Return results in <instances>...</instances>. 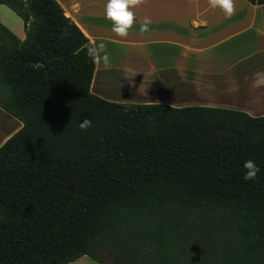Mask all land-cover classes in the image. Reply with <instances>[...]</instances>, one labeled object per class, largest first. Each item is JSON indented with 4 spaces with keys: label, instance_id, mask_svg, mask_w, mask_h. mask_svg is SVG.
I'll use <instances>...</instances> for the list:
<instances>
[{
    "label": "trees",
    "instance_id": "1",
    "mask_svg": "<svg viewBox=\"0 0 264 264\" xmlns=\"http://www.w3.org/2000/svg\"><path fill=\"white\" fill-rule=\"evenodd\" d=\"M0 5L25 32L0 24V264H264V116L101 99L56 0Z\"/></svg>",
    "mask_w": 264,
    "mask_h": 264
},
{
    "label": "crops",
    "instance_id": "2",
    "mask_svg": "<svg viewBox=\"0 0 264 264\" xmlns=\"http://www.w3.org/2000/svg\"><path fill=\"white\" fill-rule=\"evenodd\" d=\"M56 1L95 49L93 95L120 104L264 116V4L231 0L228 16L210 0H135L128 8L133 26L121 37L106 18L108 0ZM2 7L0 24L23 40L22 20L7 19ZM105 57L110 67L104 66ZM2 115L17 123V130L22 126L0 109Z\"/></svg>",
    "mask_w": 264,
    "mask_h": 264
},
{
    "label": "clouds",
    "instance_id": "3",
    "mask_svg": "<svg viewBox=\"0 0 264 264\" xmlns=\"http://www.w3.org/2000/svg\"><path fill=\"white\" fill-rule=\"evenodd\" d=\"M130 3H135V0H108L107 6L105 8L106 18L112 23V30L121 37L127 36L129 29L133 26V14L128 10ZM213 7H221L228 16L233 13V6L231 0H210ZM150 21L146 20L142 29H146ZM88 55L90 57H95V49L89 48ZM104 66L110 67V62L107 57L104 60ZM92 126V121L90 119H84L80 123L79 127L82 132H87V130ZM243 168V180L245 182L255 181L257 179L260 168L253 160H247L244 162Z\"/></svg>",
    "mask_w": 264,
    "mask_h": 264
},
{
    "label": "rangeland",
    "instance_id": "4",
    "mask_svg": "<svg viewBox=\"0 0 264 264\" xmlns=\"http://www.w3.org/2000/svg\"><path fill=\"white\" fill-rule=\"evenodd\" d=\"M2 8H4V10H6V13L9 16V18H7V19H10L12 16L16 17V18H19L15 13L11 12V10L7 9L6 7H2ZM2 15H3V13H0V16H2ZM16 127H17V123H15L12 119H9V117L4 116V115L0 116V140L8 132L13 131V129H15ZM17 128L15 129V131H17ZM70 264H98V263L94 262L93 260H91L88 257H82V258H80V259H78V260H76V261H74L73 263H70Z\"/></svg>",
    "mask_w": 264,
    "mask_h": 264
},
{
    "label": "water",
    "instance_id": "5",
    "mask_svg": "<svg viewBox=\"0 0 264 264\" xmlns=\"http://www.w3.org/2000/svg\"><path fill=\"white\" fill-rule=\"evenodd\" d=\"M34 65H35V63H34Z\"/></svg>",
    "mask_w": 264,
    "mask_h": 264
}]
</instances>
